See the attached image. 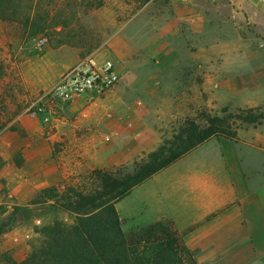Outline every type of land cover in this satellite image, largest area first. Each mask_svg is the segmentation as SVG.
<instances>
[{
  "label": "rangeland",
  "instance_id": "374dc122",
  "mask_svg": "<svg viewBox=\"0 0 264 264\" xmlns=\"http://www.w3.org/2000/svg\"><path fill=\"white\" fill-rule=\"evenodd\" d=\"M0 14L6 17H0V152L9 154L10 143L19 147L11 163L25 172L36 169L59 193L71 187L92 194L99 188L91 175L95 169L131 173L187 120L204 125L206 115L224 117L241 109L264 113V0H7ZM52 51L67 53L72 66L110 59L120 81L90 104L47 101L43 95L52 86L42 89L49 78L38 71ZM232 117L236 141L210 139L115 204L120 219L128 206L133 212L121 219L125 233L170 221L202 264L192 244L202 245L203 235L191 236L195 227L186 223L185 178L171 185L206 161L228 167L237 179L240 161L256 166L264 160V118L247 124ZM23 154L44 163L25 166ZM226 174H220L221 181H229ZM35 197L21 200L0 192V234L33 225L28 231L37 235L30 252L43 242L47 226L75 224L74 214L52 202L30 205ZM231 215L220 224V236L211 238L225 256L221 262L257 264L264 248L255 254L244 238L235 241L241 225ZM256 225L250 234L260 240L264 229ZM25 234L20 231L16 238L25 241ZM7 241L16 239L11 235ZM211 254L207 250L202 256Z\"/></svg>",
  "mask_w": 264,
  "mask_h": 264
},
{
  "label": "trees",
  "instance_id": "16d2710c",
  "mask_svg": "<svg viewBox=\"0 0 264 264\" xmlns=\"http://www.w3.org/2000/svg\"><path fill=\"white\" fill-rule=\"evenodd\" d=\"M7 0H0V6ZM1 19L6 17L0 14ZM28 19L26 20V24ZM232 118L260 124L264 113L252 109L239 110L224 117L206 115L205 124L187 120L157 150L137 163L131 173L115 176L103 169L92 171L99 188L83 194L69 187L59 193L46 187L30 202H47L75 216V224L56 222L42 231L44 240L22 261L0 252V264H199L195 252L183 242L172 222L161 220L125 233L115 204L127 197L140 184L168 168L212 138L237 140ZM3 161L0 158V169Z\"/></svg>",
  "mask_w": 264,
  "mask_h": 264
},
{
  "label": "crops",
  "instance_id": "0c3cea01",
  "mask_svg": "<svg viewBox=\"0 0 264 264\" xmlns=\"http://www.w3.org/2000/svg\"><path fill=\"white\" fill-rule=\"evenodd\" d=\"M52 52L53 54L46 61L47 66L42 68L43 72L41 73V71H38V74L43 75L41 77L49 78L46 82L47 85H43L42 89L46 86H53L74 62L73 58L66 55L67 53L64 55L63 53H60V51ZM65 60H69V63L61 66L60 63ZM29 146H33V143H30ZM250 146L255 149H260V146L257 147L251 144ZM6 148L8 149L9 154H2L0 152V156L4 161V165L0 169V192L7 194L8 197H14L21 200H28L37 196L43 188L48 186L45 184V180L40 176V172H37L36 169L32 172H25L20 168H17L15 163H11V159L15 149L20 148L12 146V143L7 144ZM23 158L25 159V166H37L44 163L43 158H32V161H30L25 154H23ZM37 160H39V162ZM212 163L215 162L206 161L203 165H194L192 169L187 171L185 176L176 179L173 185H171L172 187H175L178 185L181 178H185L183 182L185 183L186 200L189 210V215L186 218L187 221H185L187 224L195 227L191 236H195L197 233L203 235L204 241L202 245L192 244L193 249L199 250L198 253L201 255V257H199L202 264H218L221 260H225V256H222L223 253L219 250V247L212 244L211 238L214 236L216 237L217 235L220 236V224L226 220V217L227 220L231 219V214L235 215V219H238V222L241 225L239 226L240 230L238 231V235H235V241L241 243V239L244 238V243L249 245V249L255 254L260 247L264 248V238H260L259 240L253 238L250 234V229L253 230L257 227V225L255 226L256 223L261 225L264 229V160L256 166H249L240 161V165L238 166L239 175L237 179L232 175V172L228 167H223L224 169L221 170L220 165L216 166ZM12 164H14V166ZM223 165L227 164L225 163ZM8 171H12L14 174H12V176L7 175L6 172ZM216 172H219V174L216 175ZM221 173H227L226 177L229 178L228 182L221 181V179H225V176H220ZM153 177H155V175ZM148 181H150V179L147 180V182ZM141 186H137L135 189L140 188ZM135 189H133V191ZM133 191H131V193ZM127 197L124 199L128 200ZM116 209L118 214H120L118 207ZM129 209L128 206L127 209L121 213V219L123 216L133 214ZM19 226L20 229L13 228L7 233L0 234V250L2 252H8L16 261H22L28 255L31 247L36 243L34 238L37 235V232L28 231V229L30 230L33 228V225L29 226L27 229L21 225ZM242 228L244 231L249 230V235L247 232L241 233ZM209 230H214L215 233L211 234V232L209 233ZM20 231H26L25 235L28 237L27 240L24 241V239L16 238V234ZM208 234H210L209 241H207ZM11 235L16 239L15 242L7 241ZM262 235L264 237V231L262 232ZM191 238L192 237L187 238V245L192 243ZM207 250L212 254L211 256L204 258L202 254ZM220 257L221 259L218 260ZM226 257L230 263L237 262L233 257ZM250 262L245 264H250ZM221 263L227 264L226 261ZM237 263L241 264V262ZM257 264H264V257L261 261H257Z\"/></svg>",
  "mask_w": 264,
  "mask_h": 264
},
{
  "label": "built area",
  "instance_id": "2783aa9c",
  "mask_svg": "<svg viewBox=\"0 0 264 264\" xmlns=\"http://www.w3.org/2000/svg\"><path fill=\"white\" fill-rule=\"evenodd\" d=\"M120 78V71L110 59H84L64 72L43 96L63 105L90 104L112 89Z\"/></svg>",
  "mask_w": 264,
  "mask_h": 264
}]
</instances>
